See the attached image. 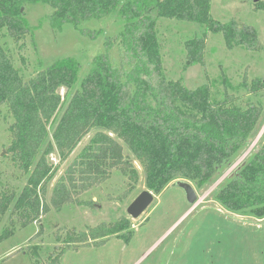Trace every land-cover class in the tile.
<instances>
[{"label": "trees", "instance_id": "1", "mask_svg": "<svg viewBox=\"0 0 264 264\" xmlns=\"http://www.w3.org/2000/svg\"><path fill=\"white\" fill-rule=\"evenodd\" d=\"M28 5L49 8L39 23L57 31L70 26L82 36L95 38L100 31L84 26L109 17L118 23L119 31L105 38L104 51L93 58L80 82V64L70 57L25 80L0 43V106H6L13 118L7 153L27 176L19 192H0V222L8 215L11 227L24 229L39 223L51 209L88 206L79 197L105 183L114 171L135 184L138 173L124 147L142 168L145 187L154 195L177 180L201 189L255 131L261 107L242 109L232 95L213 98L209 85L189 90L180 80L164 76L157 32L160 18L204 27L203 37L184 43L191 64L202 63L207 32L221 34L228 50L240 47L253 52L259 47L251 27L214 20L211 0H0V37L5 35L15 44L25 40L33 30L26 19ZM254 10L264 11V1L254 3ZM114 50L118 64L113 61ZM61 89H65L63 98ZM248 89L258 94L264 81L255 80ZM93 131L55 182L47 204V187L59 169L50 156L66 161ZM214 200L229 212L264 219V142L218 189ZM12 234L4 229L0 243ZM133 235L130 220L123 217L81 231L59 230L52 249L30 246L24 254L33 264H60L66 252L100 248L110 239L128 244Z\"/></svg>", "mask_w": 264, "mask_h": 264}, {"label": "rangeland", "instance_id": "2", "mask_svg": "<svg viewBox=\"0 0 264 264\" xmlns=\"http://www.w3.org/2000/svg\"><path fill=\"white\" fill-rule=\"evenodd\" d=\"M49 12V8L40 5L26 6V19L33 26L32 32L20 44L5 35H1L0 43L25 80L34 78L54 61L70 57L80 64V82L90 70L93 58L104 51L105 38L118 33V23L109 17L86 24L84 27L100 31L98 36L90 38L70 26L59 31L47 23L41 26L39 20ZM210 15L221 24L234 22L251 27L258 36L259 47L253 52L240 47L228 50L221 34L207 32L203 61L191 64L184 43L203 37L206 34L204 27L160 18L157 32L164 76L168 80H180L189 90L209 85L213 98L221 100L225 94L232 95L236 98L235 105L242 109L249 105L261 107L262 115L247 144L210 184L197 189L189 182L197 195L194 204L189 205L184 192L171 183L159 195H154L152 205L137 220H132L126 209L147 189L142 168L124 147V155L133 162L138 173L135 184H130L114 171L105 183L79 197L90 203L88 206L69 205L60 211L51 209L39 223L24 229L11 227L6 215L0 222V235L4 229L13 234L0 243V264H33L24 254L26 248L52 249L54 235L59 230L75 228L81 231L123 217L130 220L134 229L128 244L110 239L100 248L66 252L60 264H264V219L229 212L214 200L218 189L264 142V90L252 94L248 89L253 81H264V11H255L253 0H211ZM112 56L114 63L118 64L116 50ZM59 93L63 98L65 89ZM12 123L7 107L0 106V192H19L27 181V176L15 167L7 153L10 143L8 128ZM93 134L94 131L84 137L66 161L60 163L56 155L50 156V162L59 165V169L47 187V204L55 182Z\"/></svg>", "mask_w": 264, "mask_h": 264}, {"label": "water", "instance_id": "3", "mask_svg": "<svg viewBox=\"0 0 264 264\" xmlns=\"http://www.w3.org/2000/svg\"><path fill=\"white\" fill-rule=\"evenodd\" d=\"M254 3L259 2L260 0H253ZM4 154V153H3ZM173 187L179 188L184 192L185 199L189 205H192L197 200V195L188 181L177 180L171 184ZM155 196L150 191H142L127 207L126 213L132 220H137L140 218L145 211L152 205L154 202Z\"/></svg>", "mask_w": 264, "mask_h": 264}]
</instances>
